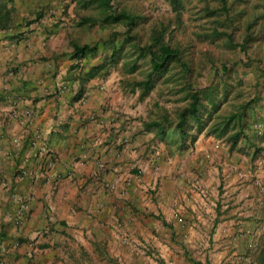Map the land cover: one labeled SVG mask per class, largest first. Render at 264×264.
<instances>
[{
  "label": "crops",
  "instance_id": "1",
  "mask_svg": "<svg viewBox=\"0 0 264 264\" xmlns=\"http://www.w3.org/2000/svg\"><path fill=\"white\" fill-rule=\"evenodd\" d=\"M78 7L0 0V264H243L264 160L158 139L119 82L86 77Z\"/></svg>",
  "mask_w": 264,
  "mask_h": 264
},
{
  "label": "rangeland",
  "instance_id": "2",
  "mask_svg": "<svg viewBox=\"0 0 264 264\" xmlns=\"http://www.w3.org/2000/svg\"><path fill=\"white\" fill-rule=\"evenodd\" d=\"M82 1L89 8L70 0L81 8L74 11L81 40L96 49L86 65L101 67L105 82H119L145 124L164 128L163 134L152 129L158 139L175 144L181 137L194 145L206 131L229 151L264 160V0H110L112 11L133 19L130 28L128 20L105 24L103 7ZM157 37L180 55L152 78ZM194 95L200 96L198 119L186 113L183 135L178 123ZM242 263L264 264V232L248 244Z\"/></svg>",
  "mask_w": 264,
  "mask_h": 264
},
{
  "label": "trees",
  "instance_id": "3",
  "mask_svg": "<svg viewBox=\"0 0 264 264\" xmlns=\"http://www.w3.org/2000/svg\"><path fill=\"white\" fill-rule=\"evenodd\" d=\"M78 1H79V6L81 8L83 9L89 8L88 2H83L82 0H78ZM96 1H94V3L98 4V8L103 7L100 10L102 12L100 15H101V18H103V22L105 24H116V23H121L122 21L128 20L129 22L127 21V24H126L128 28L134 25L133 19L130 16H128L126 13L118 14L116 11H112L110 0H103L104 1L103 3H101V0L100 2L98 0ZM88 18L89 19H87V22H95L94 18L92 17H88ZM87 22H85L84 24H86ZM75 51H76L77 58L82 59L86 57L88 54L95 53L96 49L90 47L89 45H85L83 47L75 46ZM150 53H151V64H152V72H153L152 78L154 75H160L162 73H165L170 63L173 60L178 59L180 55L177 50H173L168 45L163 43L161 37H157L155 39L154 45L152 46V48H150ZM101 70H102L101 67H95L90 71V73H88V75H86V77L92 78L98 75V73ZM199 107H200V96L194 95L191 105L189 106L188 110L184 114H182L181 120L178 123V129L182 131L183 135L186 134L185 132L186 131L185 128L187 124V114L186 113L188 112V114H190L192 118L198 119ZM154 127L161 129L162 131L161 133L162 134L164 133V128H161V125H159L158 123L152 122L150 124H146V129L152 130ZM236 137H238V135Z\"/></svg>",
  "mask_w": 264,
  "mask_h": 264
},
{
  "label": "built area",
  "instance_id": "4",
  "mask_svg": "<svg viewBox=\"0 0 264 264\" xmlns=\"http://www.w3.org/2000/svg\"><path fill=\"white\" fill-rule=\"evenodd\" d=\"M81 100H82V102H84L86 100V96H84ZM263 190H264V188H263Z\"/></svg>",
  "mask_w": 264,
  "mask_h": 264
}]
</instances>
